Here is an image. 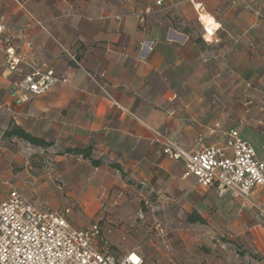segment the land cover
<instances>
[{
	"label": "crops",
	"instance_id": "crops-1",
	"mask_svg": "<svg viewBox=\"0 0 264 264\" xmlns=\"http://www.w3.org/2000/svg\"><path fill=\"white\" fill-rule=\"evenodd\" d=\"M195 3L218 23L213 36L205 34L191 0H0L5 36L17 50L68 78L42 95L23 93L0 62V202L16 189L41 210L69 208L71 226L98 223V248L118 259L135 253L144 264H245L243 253L228 255L230 236L240 238L230 240L235 247L251 248L247 264H264V191L219 196L183 176L185 158L163 152L167 142L188 154L223 146L238 130L264 159V108L255 107L244 121L240 105L226 107L242 101L251 83L253 98L264 97V0ZM14 127L53 144L32 145L10 135ZM59 149L65 165L54 175L67 196L54 200L56 194L43 192L54 168L35 165ZM70 149L90 150L102 160L96 169L120 165L123 174L113 169L127 180L126 190L153 193L156 201H146L140 219L127 211L121 219L74 211L66 206L69 189L86 180L79 166L90 161ZM142 185L150 191L136 189ZM75 190L81 195L83 187ZM193 212L205 221L190 222ZM163 215L162 232L156 224Z\"/></svg>",
	"mask_w": 264,
	"mask_h": 264
},
{
	"label": "built area",
	"instance_id": "built-area-1",
	"mask_svg": "<svg viewBox=\"0 0 264 264\" xmlns=\"http://www.w3.org/2000/svg\"><path fill=\"white\" fill-rule=\"evenodd\" d=\"M191 2L196 5L205 34L213 36L217 27L208 30L202 19V4L195 3V0ZM36 24L43 27L41 21ZM6 31L7 24L0 14V41L4 39L6 67L12 74L21 75L14 81L16 91L42 95L56 85L68 82L65 75L47 62L28 60L17 50L13 37L5 36ZM27 45L31 46V43ZM163 152L172 159L185 158L183 176L195 177L197 185L214 187L219 196L231 193L236 198L246 197L256 187L264 191V159L238 130L228 133L223 146L205 147L188 154L167 142ZM158 193L164 196L163 191ZM173 201L178 202L177 199ZM69 212V208L41 210L24 194L11 190L0 202V264H144L141 256L135 253L118 259L101 251L96 243L99 224L74 228L66 217ZM163 219L164 215L156 224L162 232Z\"/></svg>",
	"mask_w": 264,
	"mask_h": 264
},
{
	"label": "rangeland",
	"instance_id": "rangeland-1",
	"mask_svg": "<svg viewBox=\"0 0 264 264\" xmlns=\"http://www.w3.org/2000/svg\"><path fill=\"white\" fill-rule=\"evenodd\" d=\"M198 30L197 26L194 27ZM3 46H4V39L0 41V62H2L3 67L7 69L6 67V57L3 53ZM218 72H216L217 74ZM220 73V72H219ZM21 77V75L12 74V79L17 80ZM256 87L251 83L250 85H247L244 87V97L242 101H232L227 102L226 107L234 106V105H240L241 108L244 111V121L250 119V111L254 109L257 106H260V108H264V97L257 101L253 98L251 94H254V91ZM237 98V97H236ZM239 99V98H237ZM262 125L264 127V121L262 122ZM62 150H56V151H50L46 152L48 162H36L35 166H38L42 168L43 165H46L49 168H54V170H49L51 172L50 174V181L44 179L42 182L48 181V190H44V194L47 192L52 193L54 197V200L56 198H61V196H67V191L65 192L63 188L66 186L65 182L62 181L60 178H58V175H54L55 171H58L60 168H63L65 165V161L59 160V158L56 157L58 153H62ZM33 153V152H31ZM37 152H34V155H36ZM38 155V154H37ZM79 169L82 173H84L86 180L81 183H72L75 185L76 188L74 190L71 188L69 191L73 194L72 196L69 195L67 197V204L66 206H70L74 208V211L82 212L84 215H94V219L98 218L99 215H112L116 219H121V214L124 211H127L126 213L129 214L132 218L137 217L135 219H140V215L145 212V209H147V200L151 203L152 201H156V199L153 198L154 194L149 192V196H135L133 194H130L126 190V185L124 183L127 181L126 179L121 178V174L116 171L113 168L106 167V168H99L96 169L93 167L90 162H87L86 164H82L79 166ZM46 184V185H47ZM45 185V187H46ZM81 186L83 187V192L81 195H79L78 191L75 189H80ZM144 186V187H143ZM61 187V189H60ZM92 189L93 191H89ZM137 190L146 189L150 191V189L142 185V187H136ZM70 194V193H69ZM212 239L216 241L217 243L223 242L224 237L221 236L217 231H211ZM227 236V235H226ZM229 237L226 242V250L230 255L231 253L235 254L236 251L238 254L243 253L244 258L243 260L247 264L248 261H250L249 254L252 253L251 248L247 247L244 244H237V247L234 246V244L230 243L231 241L239 240L238 237ZM231 240V241H230ZM233 242V243H234ZM236 243V242H235ZM240 243V242H239ZM205 248L207 246H204ZM213 253H218L219 250L213 248ZM249 253V254H248ZM221 255V254H220ZM240 257V256H239ZM237 257V259L239 258Z\"/></svg>",
	"mask_w": 264,
	"mask_h": 264
},
{
	"label": "trees",
	"instance_id": "trees-1",
	"mask_svg": "<svg viewBox=\"0 0 264 264\" xmlns=\"http://www.w3.org/2000/svg\"><path fill=\"white\" fill-rule=\"evenodd\" d=\"M9 134L17 136L19 138H22L23 140H25L28 143L35 145V146L49 147L53 144L52 142L46 141L42 137H38V136L33 135L29 132H26L21 127H14L12 129V131L9 132ZM70 152L82 155V157L84 159L89 160L91 165L94 167H99L102 164L101 159H95L92 157L90 150L70 149ZM112 167L116 168L117 170H119L123 174V169L120 165L112 164ZM188 220L190 222H201V223L205 221V219L200 214H198L197 212H193L192 214H190L188 216Z\"/></svg>",
	"mask_w": 264,
	"mask_h": 264
},
{
	"label": "bare ground",
	"instance_id": "bare-ground-1",
	"mask_svg": "<svg viewBox=\"0 0 264 264\" xmlns=\"http://www.w3.org/2000/svg\"><path fill=\"white\" fill-rule=\"evenodd\" d=\"M202 19L204 24L206 25L207 29L210 31H213V29H215L218 25V23L215 21V19L208 15V14H202ZM134 260H137L136 256H133Z\"/></svg>",
	"mask_w": 264,
	"mask_h": 264
}]
</instances>
